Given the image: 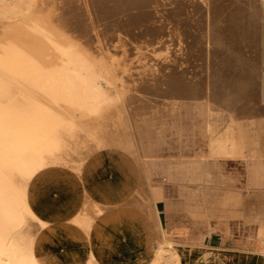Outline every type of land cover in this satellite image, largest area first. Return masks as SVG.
Segmentation results:
<instances>
[{
    "label": "rangeland",
    "instance_id": "1",
    "mask_svg": "<svg viewBox=\"0 0 264 264\" xmlns=\"http://www.w3.org/2000/svg\"><path fill=\"white\" fill-rule=\"evenodd\" d=\"M78 1L81 5L77 4L79 7H73V0H45V2L32 0L33 5L26 7L24 15L39 8L41 15L55 14L56 19L59 16L58 19L62 25L64 24L63 28L80 41L82 46L90 49L87 66H75V68L89 87L88 95L96 94L95 106L109 111L111 118L109 116V121H101L102 124L96 125L97 131L101 128L103 130L98 131V134H101L99 136L96 131V135L91 136L84 129L78 130V137L83 140L80 144L75 135L71 137L72 131L76 129L74 117L66 112L58 100H55V104H58L55 115L60 116L61 129L59 130L58 124L54 126L52 122H48L47 140L31 149L25 165L20 169L23 185L27 187L40 183L50 188L47 193L53 189V192L54 190L55 193L57 192V198L64 201L77 197V194L83 190L90 192L95 185L113 182L116 171L143 167L142 172L145 177L143 185L148 184L153 191L156 208L167 234L176 238L183 237L184 231L176 227L181 223L185 226L191 224L194 235L210 247L255 249L256 237L251 236L250 226L245 225L241 218L229 217L226 232L224 229L208 232L201 226L206 219L203 211L205 204L200 199L192 197L185 199V196L187 193L196 195L199 188V184L190 175L192 169H197L195 172L197 176L202 182H206V175L209 172L204 170L206 168L202 160L210 153L218 162V170L222 178L220 190L246 196L248 199L264 197V172L259 155L257 150H249L252 138L264 134L263 17L260 16L259 24L252 28L254 36L245 33L230 36L235 42L225 51L224 37L218 38L217 35L210 36L202 32V22L198 18L201 19L203 6L199 2L197 4L195 0H184L185 6L182 4L183 0H143L144 2L138 7H133L135 12L131 10L130 16L127 17L120 9L123 8L122 5L108 3L107 0L108 4L102 5L97 3L99 0ZM236 1H230L229 7L221 10L220 13H212L210 20L211 26H214L213 33H220L216 28L223 23L225 25L222 26L224 29L221 31L222 34L239 31L241 27L231 26L237 24L242 15ZM41 2L42 4L38 5ZM68 2H70L69 6ZM82 8L87 12L86 19L83 17ZM73 9L76 14L73 13ZM256 10L257 13L261 12L259 8ZM3 11V7H0V49L2 43L6 42L8 35L6 33L10 27V21L3 16ZM230 12L238 15L237 20L230 17ZM75 15L82 16L83 19ZM174 15L182 18L187 15L186 25L183 28L189 30V36L181 44L176 42L170 31L173 27L171 23H174L172 22ZM21 17L19 16L18 20ZM249 20H247V28L244 29L250 32V23L253 22ZM207 44L217 50L214 48L213 51H207L205 49ZM180 45L184 48V52L176 51ZM113 61L115 64L118 61L119 65H125L123 67L118 63L115 65L114 70H117L119 75L123 72L121 70L124 69L125 72L128 70V74L123 72L125 77L122 73V79L138 80L140 90L129 83L131 84V86L128 84L129 91L140 95L144 101H131L127 105L122 99L114 98L113 91H119L122 79L113 83L105 73L107 67L114 63ZM180 76L186 78L188 83L179 82ZM205 92H211L212 95L210 93L207 97L198 95ZM224 93L243 94V96L238 95L237 100L232 101L230 107H225L218 101ZM197 103L201 104L196 107ZM198 109L199 112L217 110L219 118L226 124H222L219 128L215 127L214 131L203 136L194 123L195 119L192 118L193 110ZM241 121H246V124L243 125ZM104 123L111 129L107 125L105 127ZM103 128L105 131L108 129L106 132H110L109 135ZM228 129L232 132H228ZM101 131L104 132V136L106 134L109 137L112 134L111 139L104 137ZM100 136L102 139L105 138L102 141L106 146L108 145L107 148L110 147V152L112 148L115 149L114 146L116 147L115 151L111 152L114 160L119 163L116 168L107 165L108 160L103 155H101L104 158L102 163L100 160L97 163L92 162L96 153L91 154L90 151L98 147ZM108 141H113V146ZM174 162L178 164H175L177 170L174 175H170L167 165ZM97 200L98 197L93 194L88 198L93 205ZM46 214L47 212L40 207L24 213L22 221L10 239V249L15 254L10 264H16L18 258L28 255L31 240H36L44 248L53 250L63 261H66L65 254L80 256L85 250L91 254L96 246H100V243L94 239L73 240L62 227L53 224ZM214 222L215 218H210V223L214 224ZM106 231L112 232L113 229ZM132 264L140 263L133 260ZM142 264H151L150 258H145Z\"/></svg>",
    "mask_w": 264,
    "mask_h": 264
},
{
    "label": "bare ground",
    "instance_id": "2",
    "mask_svg": "<svg viewBox=\"0 0 264 264\" xmlns=\"http://www.w3.org/2000/svg\"><path fill=\"white\" fill-rule=\"evenodd\" d=\"M195 1L203 6V11H201L203 13L200 14L201 19L198 18L202 22V32L205 35H217L218 38L224 37L223 49L225 51L229 50L235 42V39L230 36L239 33L254 36L252 28L259 24L260 16L264 19V0H237V8L242 11V15L240 21L231 26L241 27L239 31L222 34L221 31L224 30L222 26L225 25L223 23L216 28L220 33H213L214 26H211L210 20L212 13H220L221 10H226L229 7V2L235 0ZM107 2L122 5L123 8L120 9L127 17L130 16L133 7H138L144 1L107 0ZM107 2L106 0L97 1L100 5ZM68 3L69 6L70 2ZM73 3V7H79L77 5L80 4L78 0H73ZM31 4L32 0H0V7L4 9L3 16L10 21V27H8V33H6L8 34L6 42L2 43L0 49L2 52V55L0 54V264L12 263L15 254L10 249L11 236L22 221L24 213L37 207L46 211L53 224L62 227L73 240L88 241L94 239L100 243V246H96L91 254L85 250L80 256L65 254L66 252H64L66 261H63L53 250L44 248L36 240H31L28 255L18 258L16 264H132L133 260L142 264L145 258H150L151 264H264V197L248 199L246 196L243 197L220 190L222 178L219 174L218 162L210 153L202 160V164L206 168L204 170L209 172L206 175V182H202L201 178L197 176V173H195L197 169L191 168L193 172L189 174L199 184V188L196 195L187 193L185 199L187 197L197 198L205 204L203 211L206 219L202 222L203 225L201 223L200 225L208 232L218 229H224L226 232L229 217L241 218L245 225L250 226L251 236L256 237V248L253 250L246 248L242 250L235 247L230 249L210 247L202 243L201 238L194 235L191 224L185 226L181 223L176 227V229L184 231L185 236L183 237L176 238L167 234L156 208V198L153 191L148 184L143 185V182H145L143 180V178L145 179L142 172V170L144 171L143 167L139 168L137 166L129 170L116 171L113 182L95 185L90 192L83 190L77 194V197L64 201L57 198V192L55 193V190L53 192V189L49 191L50 193H47L50 188L40 183L27 187L23 185L20 169L25 165L31 149L47 140L48 122H52L54 126L58 124L59 130L61 129L60 116L55 115L58 107L55 100H58L66 112L74 117L76 129L72 131L71 137L73 138L75 135L77 142L80 144L83 140L78 137V130L84 129L91 136H95L96 132L98 134V131L102 130L99 127L97 131L95 129L96 125L102 124L101 121H109L111 115L106 109L101 110L95 106L94 97L96 94L93 96L88 95L89 87L78 75L75 68V66H87L90 49L82 46L80 41L63 28L64 24L62 25L58 19L59 16L56 19L55 14L51 16L41 15V10H39L40 13L38 11L39 8H35L28 13L29 15H24L27 10L26 7H30ZM41 4L42 2L38 5ZM182 4H184V0ZM192 4L197 5L195 2H192ZM181 7L183 6L181 5ZM256 8L261 9V12L257 13ZM250 9L252 10L249 11ZM73 13L76 14L74 9ZM82 14L86 19L88 15L85 8H82ZM118 14L120 13L118 12ZM229 14L233 20H237L238 15L236 13L230 12ZM56 15L58 14L56 13ZM19 16H22L20 20H18ZM77 17L81 18L82 16ZM172 17L174 23H171L173 27L170 31H172V37L176 42L181 44L189 36V30L183 28L186 25V19L185 17H179V15ZM248 19L253 22V24L250 23V32L244 29L248 26ZM158 24L157 26L160 25ZM214 48L209 44L205 46L207 51ZM176 51L184 52V48L180 45ZM262 51L264 52V45ZM116 64L115 62L110 64L105 70L113 83L122 79L121 75L124 73L128 74V70L126 73L123 69L121 71L124 73L122 72L123 74L120 73L121 75H119L118 71L114 70ZM123 66L125 65L123 64ZM117 69L119 70V67ZM131 76L133 77V75ZM123 79L119 91H113L114 98L122 99L127 105L131 101H144L143 97L129 91L131 86L129 83H132L136 89L141 87L138 80L127 81ZM178 81L182 84L188 83L186 78L181 76L178 77ZM209 93L212 95L211 92L198 93V95L207 97ZM238 95L243 96V94L224 93L221 94V97L219 96L218 101L221 104L223 103V106L230 107L233 104L232 101L237 100ZM200 104L197 103L196 107ZM216 111L199 112V109L193 110L192 118L195 119L194 123L203 136L214 131L217 126L219 128L222 124H226V122L221 121ZM241 123L244 125L246 121H241ZM106 125L105 127L108 126ZM103 129L105 131V128ZM227 131L232 132L231 129ZM102 133L104 136V132ZM99 135L101 134L99 133ZM105 136L107 135L105 134ZM109 137L111 139L112 134ZM100 138L98 147L90 151L91 154L96 153V157L92 162L97 163L100 160L102 163V158L106 157L108 160H106L108 162L106 164L116 168L119 163L114 160L111 154L113 141H108L112 145H109L112 148L110 152V147L107 148L108 145L106 146L102 141L105 138H101V140ZM252 139L249 150H257L264 172V134ZM112 140H114V137ZM114 148L116 149L115 146ZM175 164L178 165L177 162L167 165L170 175L176 173L177 166ZM91 194L98 197V204L93 205L88 201ZM212 217L215 218L214 224L210 223ZM104 229H113V231L110 232Z\"/></svg>",
    "mask_w": 264,
    "mask_h": 264
}]
</instances>
